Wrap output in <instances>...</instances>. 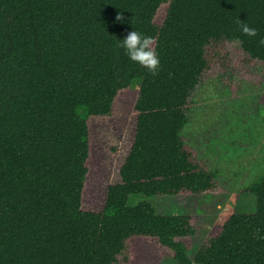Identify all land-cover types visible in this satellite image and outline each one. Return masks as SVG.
Segmentation results:
<instances>
[{
  "label": "trees",
  "instance_id": "trees-1",
  "mask_svg": "<svg viewBox=\"0 0 264 264\" xmlns=\"http://www.w3.org/2000/svg\"><path fill=\"white\" fill-rule=\"evenodd\" d=\"M131 30L154 39L156 75L119 47ZM261 38L264 0H0V264H130L134 239L156 241L175 264H264V173L248 190L255 212L228 217L194 257L192 217L128 205L215 190L217 173L183 135L189 98L205 73L229 65L234 41L249 64H264ZM131 90L119 182L99 212L84 211L94 136L120 134L118 97Z\"/></svg>",
  "mask_w": 264,
  "mask_h": 264
},
{
  "label": "rangeland",
  "instance_id": "rangeland-1",
  "mask_svg": "<svg viewBox=\"0 0 264 264\" xmlns=\"http://www.w3.org/2000/svg\"><path fill=\"white\" fill-rule=\"evenodd\" d=\"M228 51L229 65L205 73L194 88L189 98V123L183 132L201 165L217 173L215 190L201 197H131L128 203L133 207L146 202L159 216L192 217L198 234L187 240L190 257L228 217L255 212L256 199L248 190L264 173V64H249L238 41L231 43ZM135 93L119 94L115 119L125 122L119 135L102 138L94 133L82 199L84 211L99 212L106 188L119 182V168L134 136ZM131 247L136 260L130 264H175L170 252L154 240L134 239Z\"/></svg>",
  "mask_w": 264,
  "mask_h": 264
},
{
  "label": "clouds",
  "instance_id": "clouds-1",
  "mask_svg": "<svg viewBox=\"0 0 264 264\" xmlns=\"http://www.w3.org/2000/svg\"><path fill=\"white\" fill-rule=\"evenodd\" d=\"M123 20L122 15L118 13L115 17V22H123ZM238 22L242 34L249 37L257 35L255 28H251L241 21ZM119 41H121L119 47L124 50V54L128 57L129 61L138 64L152 75L157 74L160 67V60L156 50L152 47L154 43L152 37L131 30ZM259 44L264 45V38L259 40Z\"/></svg>",
  "mask_w": 264,
  "mask_h": 264
}]
</instances>
